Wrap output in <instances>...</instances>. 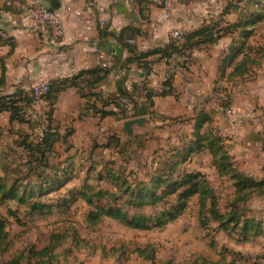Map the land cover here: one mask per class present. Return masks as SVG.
<instances>
[{"label": "rangeland", "instance_id": "1", "mask_svg": "<svg viewBox=\"0 0 264 264\" xmlns=\"http://www.w3.org/2000/svg\"><path fill=\"white\" fill-rule=\"evenodd\" d=\"M161 4L183 15L169 28L167 55L145 58L149 66L138 68L150 76L125 88L107 93L98 89L100 82L87 83L80 93L88 91L91 120L78 131L68 124L55 131L46 124V98L21 102L13 121L0 113V180L18 196L0 192L5 225L0 264H264V185L252 192L236 176L259 181L264 169L257 173L259 162L237 161L231 129L238 115L236 92L264 71V0ZM176 30L182 32L179 39ZM166 95L174 99L161 104L158 97ZM137 119L142 120L125 126ZM217 138L221 150L220 143H212ZM251 149L243 145V152ZM223 153L231 159L224 169ZM191 172L204 176L222 219L200 213L197 195L186 199L178 218L161 226L153 221L148 229L89 215L111 205L128 216L154 218L174 206L182 190L154 204L140 205V198L159 196ZM100 191L107 193L99 197ZM244 193L248 196L240 200ZM34 202L45 207L33 210ZM233 210L238 221H228Z\"/></svg>", "mask_w": 264, "mask_h": 264}, {"label": "crops", "instance_id": "2", "mask_svg": "<svg viewBox=\"0 0 264 264\" xmlns=\"http://www.w3.org/2000/svg\"><path fill=\"white\" fill-rule=\"evenodd\" d=\"M33 1L49 6L51 2L0 0V95L26 93L33 83L42 80L59 85L52 105L46 103L52 108L46 124L55 131L67 124L78 131L82 123L91 120L85 109L88 91L80 93L87 83L100 77L99 87L96 86L108 93L149 77L129 60L131 50L145 52L164 47L169 41V28L175 27L173 23L183 16L177 11L164 10L161 0H56L55 9L63 15V35L51 41L40 38L26 24L22 9ZM74 11H80V15L76 16ZM163 71L160 65L158 82H162ZM262 72V76L249 86H240L236 92L234 105L238 115L231 128L237 161L259 162L257 173L264 169ZM175 88L174 85V92L178 90ZM172 98V95L160 96L158 101L163 104ZM243 145L252 149L243 152Z\"/></svg>", "mask_w": 264, "mask_h": 264}, {"label": "trees", "instance_id": "3", "mask_svg": "<svg viewBox=\"0 0 264 264\" xmlns=\"http://www.w3.org/2000/svg\"><path fill=\"white\" fill-rule=\"evenodd\" d=\"M204 30H200L198 33H203ZM172 43H167L164 47L162 48H155V49H150L145 52H138L135 50H131L132 52V57L129 59L131 62H135L137 65L142 64L144 67L149 66V62L145 61V58L154 56V55H167L166 50L170 49ZM165 53V54H164ZM97 78V80H99ZM97 80L90 82V83H96ZM169 81L166 79L164 82V85L169 86ZM171 90V89H170ZM59 91V85L57 84H52L50 86V90L48 93L45 95V98L48 100V102L52 105L56 93ZM169 91H163L162 95L168 94ZM21 102H25L27 105L32 104L35 102L34 98L28 93H23V92H16L13 94H8V95H0V113L3 112H8L9 113V118L11 121L14 120V116L17 114L19 115L22 111V106L19 105ZM52 108L50 107L49 110V116L51 115ZM20 116V115H19ZM47 140V139H46ZM221 140L219 138L215 139L212 143L213 144H219L218 150H221ZM221 160L222 163L220 165V168H225V167H230L231 166V159L223 153L221 155ZM219 172L223 173V170ZM237 177H240L244 180L247 185L251 186L252 192L256 190L257 188L261 187L264 185V179L256 181L252 178L245 177L241 174H237ZM182 190L181 192L178 193V191ZM0 192L3 193L4 197H17L16 191L13 189L12 191H7L4 187L3 182L0 180ZM251 192V191H250ZM107 192H98L97 196L101 197ZM178 193L176 197V204L172 206L170 209L164 210L159 213L158 216L156 217H151V216H145L142 214H133L132 216H128V214L122 210L119 206H111L108 205L107 207H96L95 212L90 213V217H92L94 220L101 218V216H108L112 219L118 220L122 224L133 228V229H148L152 226V222L155 221L156 223L155 226H161L165 224L166 222L173 221L176 218H178L182 213L183 210L186 206V199L193 195H197L199 198V212H203V210H207L208 213L213 215V217L216 220L222 219V213L217 210L216 204H217V198L213 192V190L208 186L206 180L204 179V176L201 175L198 172H191V173H186L184 174L179 180L174 181L171 183L170 187L163 191L159 196L158 195H147V196H142L140 198V205L144 204H154L158 201L161 200V197L164 195H172ZM112 196L114 194L110 193ZM85 201L88 204L92 203L91 196L90 195H82ZM248 196L247 193H244L242 197H240V200L245 199ZM22 202V198L19 199ZM45 207V205H42L41 203H31V208L33 210H42ZM229 219L228 221L234 220L238 221V219L235 217L237 215V210H233L229 212ZM205 220L201 222L202 225H205ZM249 224V221H246V224ZM4 222L0 220V241L5 237V232H4ZM3 264H18L17 260H11L10 262H6Z\"/></svg>", "mask_w": 264, "mask_h": 264}, {"label": "built area", "instance_id": "4", "mask_svg": "<svg viewBox=\"0 0 264 264\" xmlns=\"http://www.w3.org/2000/svg\"><path fill=\"white\" fill-rule=\"evenodd\" d=\"M26 24L30 30L35 32L40 38L45 40L57 41L63 35V15L55 8L49 5L33 1L22 9ZM67 11H71L70 6H66ZM76 16L80 11H74ZM182 32L176 30L173 32L174 38L179 39ZM96 49V48H95ZM102 57V54H100ZM51 82L42 80L34 83L28 90L30 96L35 101H42L50 90Z\"/></svg>", "mask_w": 264, "mask_h": 264}, {"label": "water", "instance_id": "5", "mask_svg": "<svg viewBox=\"0 0 264 264\" xmlns=\"http://www.w3.org/2000/svg\"><path fill=\"white\" fill-rule=\"evenodd\" d=\"M50 6H51L52 8H57L56 0H51V2H50ZM141 120H142V119L126 121V122H125V126L128 127L130 124H132V123H134V122L140 123Z\"/></svg>", "mask_w": 264, "mask_h": 264}]
</instances>
